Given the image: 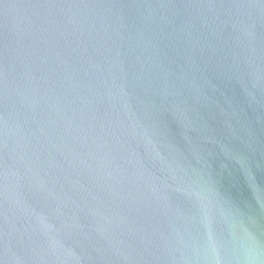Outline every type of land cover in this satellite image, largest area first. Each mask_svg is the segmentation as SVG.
<instances>
[{"label": "water", "instance_id": "95a60500", "mask_svg": "<svg viewBox=\"0 0 264 264\" xmlns=\"http://www.w3.org/2000/svg\"><path fill=\"white\" fill-rule=\"evenodd\" d=\"M0 264H264V0H0Z\"/></svg>", "mask_w": 264, "mask_h": 264}, {"label": "clouds", "instance_id": "9594fccd", "mask_svg": "<svg viewBox=\"0 0 264 264\" xmlns=\"http://www.w3.org/2000/svg\"><path fill=\"white\" fill-rule=\"evenodd\" d=\"M250 255H251V252H250Z\"/></svg>", "mask_w": 264, "mask_h": 264}]
</instances>
